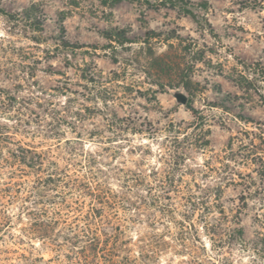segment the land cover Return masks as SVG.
<instances>
[{"label": "rangeland", "instance_id": "374dc122", "mask_svg": "<svg viewBox=\"0 0 264 264\" xmlns=\"http://www.w3.org/2000/svg\"><path fill=\"white\" fill-rule=\"evenodd\" d=\"M207 1L193 7L200 26L143 0H0V264H264V83L259 92L237 82L239 62L264 67V0ZM113 111L135 129L112 131ZM54 128L61 148L46 138ZM207 128L209 144L189 147ZM175 146L186 154L182 190L159 210L152 194L162 192L130 190L116 168L161 170ZM38 153L53 164L36 167ZM68 158L80 175L101 169L95 179L118 203L97 213L95 250L77 241L73 207L76 197L103 207L105 196L74 193ZM56 168L68 176L38 195Z\"/></svg>", "mask_w": 264, "mask_h": 264}, {"label": "trees", "instance_id": "16d2710c", "mask_svg": "<svg viewBox=\"0 0 264 264\" xmlns=\"http://www.w3.org/2000/svg\"><path fill=\"white\" fill-rule=\"evenodd\" d=\"M120 1H123V0H101L103 4L118 3ZM154 1L143 0V2L147 5L167 6V7L177 8L182 13L189 15L197 25L201 26L203 25L202 22L205 21V18H203L202 16L201 17L198 16L193 11V7L198 6L199 8L205 10L208 8L207 0H202L201 2H197V3L191 2L190 0H156V2ZM34 24L38 25L39 30H42V28H40L41 27L40 22H34ZM104 35L107 39L109 40L113 39L114 41H116L120 46H124L125 43L127 42H132L131 40H129V38H127L124 32H106ZM33 39H37L36 36H34ZM61 42L63 43V46L70 45L66 41H61ZM183 49L185 52L190 51L192 49V44L191 43L185 44L183 46ZM194 55H195L194 59L196 60H201L203 57V54L197 50L194 52ZM239 63H240V68L237 71L238 76H239L237 79L238 84L244 87H248L249 89H254L255 91L260 92V90H262L261 85L264 83V67L260 65L258 62L241 61ZM190 71L191 70L188 69L185 75V79L179 82L185 90L188 89L191 84V80H189L188 78ZM184 72H185V68L181 69V74H183ZM89 79H91V77ZM261 95L264 97V94H262V92H261ZM187 107L190 108L191 112L195 116L198 115V110L192 108L191 106H188V103H187ZM196 117L200 118L202 116L198 115ZM131 121H132L131 119L118 116L117 113L113 111L111 112V118L108 120V126L110 129H112V131H115L117 135H119V133H122L124 131H129V130L132 131L133 129H135L133 128V126H131V123H132ZM198 124L203 126V123H197L196 125ZM169 126H173V123L171 122ZM177 127H179L176 130L177 133H180L181 131H183L185 135L188 134L186 130L188 128H181L179 125H177ZM188 127H191V126H188ZM195 127L196 126H194L193 128ZM61 131L63 130L54 128L45 134L46 138L57 139L58 141L56 144L57 148H61L60 147L61 139L59 137V133ZM208 133H209V130L207 128L206 133L204 134L205 135L204 137H202L201 139L198 137H194L192 142H188L189 147L204 148L205 146H207L209 144V140L206 138ZM175 139H178V138H175ZM73 141H77V140H71V139L66 138L63 142L66 145H69L73 143ZM175 147L176 149H174L172 153L170 154L168 153L169 158L163 160L162 163L164 165V168L161 170H159L158 167H155L154 169H150L149 173L146 174L140 171H134L129 168L128 169H125L122 167L116 168L118 172L121 174L120 177H122L121 179L125 183V186L130 187L129 188L130 190H132V188L136 185H143L145 186L146 191L149 193H151L153 190L159 191L160 193L162 192V194H152L153 202L156 203V206L159 207V210L167 207L166 204L162 202L161 198H167L166 196L170 191L179 192L182 190L181 189L182 182L184 181L183 179L184 170H182V166H184L183 163L186 159L185 158L186 154L183 150H181V148H179V146H175ZM48 149H50V147H48ZM71 153L72 155L75 154L74 152H72V150H71ZM44 156L45 155L43 153H38L36 155L37 157V162L35 164L36 167H41L45 161H47V163L53 164V162H50L49 159L44 158ZM67 161H71V163ZM67 161L66 162L69 163L70 166H73V170H72L73 172L71 173L69 180H70L72 189L74 190V193L77 192V194L79 195L81 193L93 195V198H97V199H101L97 197L99 196V194H101V192L105 196L104 201L101 200L100 202V203H103V207L102 206L94 207L91 204V205H88V209L85 210L84 209L85 202H81V200H79V197H76L75 206L73 207L74 212L76 213L74 216V219H76L77 221H83L82 225H78L77 223L75 224L76 230H75L74 235L77 241L78 240L83 241L84 238H86L84 240L85 244L89 245V249L95 250V245L100 240V237H99L100 230H99L98 224L95 223V221L97 220L96 218L97 213H99V210H103V211L105 210L106 211L105 213L107 214L108 213L107 210L109 208H112L114 205L118 203L113 202L111 200L112 196L110 197L109 195H107L108 193H110L109 192L110 190H108L105 186H103L104 184L102 185L101 183H99L98 180L95 179L97 177L98 172L102 173L101 169H97L96 172L89 170V172H86L85 175L83 174L80 175L77 172L78 169L74 168V166L81 167L79 160H75V158H68ZM87 162H89V160ZM62 173L65 176H68V174L64 171L57 172V168H56L52 172H47L44 175V177L40 178L39 181L42 180V184L39 187L40 191L38 195L42 196V194H40V192L42 191L41 189L50 185V183L54 184L55 183L54 181L59 180L58 178L61 176L60 174ZM151 177H152V180H149L148 178H151ZM229 180L234 181L235 178L230 177ZM129 182H132V183L129 184ZM244 184L247 186L249 183H244ZM58 214H60V212ZM103 214L104 213H102V215ZM108 215H110V213H108ZM263 216H264V212H263ZM99 217H100V214H99ZM91 218L93 219L90 220ZM236 231L239 236L243 234L242 228H238L236 229ZM262 235H264V233ZM228 236L226 240L229 239ZM125 259L126 261L130 262L129 257H125ZM126 264H129V263H126Z\"/></svg>", "mask_w": 264, "mask_h": 264}, {"label": "water", "instance_id": "95a60500", "mask_svg": "<svg viewBox=\"0 0 264 264\" xmlns=\"http://www.w3.org/2000/svg\"><path fill=\"white\" fill-rule=\"evenodd\" d=\"M172 95L175 97L178 104H186L188 96L183 88H175L172 90Z\"/></svg>", "mask_w": 264, "mask_h": 264}]
</instances>
